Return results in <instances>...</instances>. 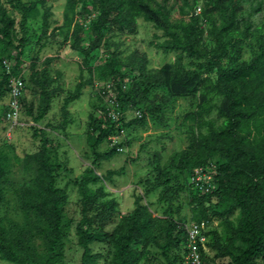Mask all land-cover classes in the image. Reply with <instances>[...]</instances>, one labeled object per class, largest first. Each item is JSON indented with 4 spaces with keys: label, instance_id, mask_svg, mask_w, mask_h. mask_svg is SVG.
<instances>
[{
    "label": "trees",
    "instance_id": "16d2710c",
    "mask_svg": "<svg viewBox=\"0 0 264 264\" xmlns=\"http://www.w3.org/2000/svg\"><path fill=\"white\" fill-rule=\"evenodd\" d=\"M7 1L22 11L19 21L23 36L19 38L13 30L18 19H11L3 0H0V63L3 65L6 58L16 61L15 69L9 74L5 71L2 77L0 98L4 95V87L9 84V75L19 73L21 58L29 43L25 25L29 18L36 16L32 12L40 3ZM198 1L67 0L64 21L66 27H73L72 49L82 53L85 58L101 46L106 29L133 31L141 17L164 31L167 40L156 47L165 54L180 52L177 59L158 69H147L139 60L136 62V72L146 79L148 87L165 89L168 98H192L205 82L202 73L185 68L183 57L204 59L208 70H217V82L212 89L223 98V102L215 106L204 101L199 114L210 113L215 108L223 122L219 128L213 122H206L208 133L201 137L192 134L188 149L180 152L179 156L183 171L187 174L200 166L217 165L215 184L223 205L220 212L214 215L226 224V246L222 254L230 258L231 264H255L257 257L264 253V23L255 26L252 17L259 16L264 21V0H205L201 13L191 16L190 13L197 9ZM246 2L250 3L248 12L243 8ZM93 14L97 15V19L91 22L90 30H86L79 21L86 22ZM175 14L182 18L176 19ZM49 15L45 14L43 38L49 30ZM200 20H204L208 30L200 27ZM254 31L259 34L257 51L251 61H239L241 45L253 36ZM203 33L209 34L215 43V47L209 51L199 46ZM230 49L235 53L234 65L223 68L222 60ZM12 50H15L16 56L11 54ZM51 62L47 60L41 70L33 65L30 75L35 93L40 95L39 105L22 102L35 123L45 119L52 109L53 100L62 91L61 88H53L57 79L50 76L48 66ZM115 64L114 60L109 63L108 76L122 77L120 72L115 71ZM97 71L100 72V69L90 70V80H81L74 92L64 99L60 129L65 130L69 123L68 106L80 99L86 86L93 85V75ZM106 77L105 74L99 76L101 80ZM117 87L120 86L115 84L114 89ZM108 91L105 88L103 93ZM106 116V126L91 117L93 130L98 132L92 145L98 161L109 160L117 155L114 149L100 155L97 147L109 136L111 138L116 132L127 128L123 119L116 123L109 116V110H106ZM145 118L144 112L138 120L143 122ZM50 159L48 140L45 139L40 152L26 156L23 162L25 170L34 176L33 183L16 191L22 223L7 215H0L1 260L12 264H64L67 238L72 226L75 228L77 244L83 250L81 264H98L102 255L93 253L92 245L95 242L111 246L110 264H139L148 257L151 246L160 249L166 257L174 246H185L187 237L184 226L172 218L165 220L155 217L151 212V203H144L145 198L163 187L169 176L167 171L160 167L153 169L154 178L144 181V192L142 196H136L133 210L108 231L107 227L117 218V202L114 198L108 201L104 199L106 194L103 186L97 190L92 186L101 184L103 180L111 181L120 173L110 170L106 176H99L93 169L85 171L78 182L81 219L75 222L66 218L68 194L56 186L59 168ZM12 169L10 158L0 150V213L7 206L5 181ZM199 204L202 205V202ZM237 212L240 215L235 222L232 217ZM202 221L209 223L207 208H202L197 216L196 222ZM209 233L210 237L214 235L216 240L219 238L214 230ZM36 240L41 242L43 252ZM207 245H210V241ZM184 255L175 256L167 264L184 263ZM203 257L207 258L206 252Z\"/></svg>",
    "mask_w": 264,
    "mask_h": 264
},
{
    "label": "rangeland",
    "instance_id": "374dc122",
    "mask_svg": "<svg viewBox=\"0 0 264 264\" xmlns=\"http://www.w3.org/2000/svg\"><path fill=\"white\" fill-rule=\"evenodd\" d=\"M22 1L31 4L38 1L40 3L32 12L36 16L29 18L25 25L29 43L21 58L19 73L15 76L9 75V84L4 87V95L0 98V150L8 155L13 165L12 173L5 181L7 206L2 208L0 215H7L19 223L23 222V216L18 209L16 191L24 186H31L34 178L32 172L25 170L23 162L26 156L40 152L44 140L47 139L50 161L59 168L56 186L66 190L68 194L65 205V215L68 220L76 222L81 219V195L78 182L87 169H93L99 176H106L110 170L120 173L111 181L103 180L101 184L92 186L94 190L103 186L106 194L104 199L108 201L114 198L117 202V218L107 227V230L111 231L122 217L133 210L136 196H142L144 192V181L150 177L154 178L153 169L160 167L167 171L169 176L163 187L145 198L144 203H151V212L155 217L165 220L172 218L184 227L197 221L202 208H207L209 217L207 230L208 232L214 230L219 238L216 240L214 235L210 237L208 233L207 241H210V245L206 252L207 258L203 257V264H231L230 258L222 254V249L226 246L225 221L214 215L220 212L223 205L222 196L217 192L218 186L213 180L212 188L205 185V182L197 185L192 181L196 169L193 174L191 173L192 175L184 172L179 156L180 152L188 149L192 134L201 137L208 133L206 122L215 123L216 128H219L223 122L215 108L210 113L199 114L200 105L204 106V101L205 104L215 106L223 102V98L212 89L217 82V70H208L204 59L183 57L185 68L202 73L205 82L192 98H168L165 89L148 87L145 84L146 79L136 72V62L139 60L147 69H158L173 63L180 54V52L165 54L156 47L167 38L164 31L158 30L153 23L141 17L138 19L137 28L133 31L106 29L101 46L85 58L82 53L72 49L73 27H66L64 21L67 0ZM3 3L11 19H18L13 30L21 38L23 31L19 19L22 17V11L7 0H3ZM204 3L205 0H199L197 9L190 13L191 16L198 15L200 13L198 8H202ZM243 8L248 12L250 3L246 2ZM47 13L50 14L47 17L49 30L43 38V25ZM175 15L176 19L182 18L178 14ZM96 19L97 15L93 14L88 21L79 22L84 24L86 30H90L91 22ZM203 21H199L200 27L208 30L209 27L204 25ZM252 21L255 26L264 23L263 18L259 16H253ZM257 33L254 31L253 36L241 45L239 61L249 62L253 59L257 51L259 37ZM199 46L209 51L215 47V43L209 34L203 33ZM11 54L17 55L15 50H12ZM234 56V51L230 49L227 57L222 60V67L233 66ZM47 60L52 61L48 66L50 76L57 79L53 88H61L62 91L53 100L52 109L45 119L35 123L23 103L39 105L40 95L35 93L30 75L33 65H36L37 70H41ZM112 60L116 63L115 71L120 72L122 77L108 76L110 73L108 65ZM85 62L88 64L86 65ZM15 66L16 61L13 58H6L3 65L0 63V82L5 71L9 74ZM97 69H100V72L97 71L93 75V85L86 86L82 90L80 99L68 106L69 123L65 130L60 129L64 99L74 92L81 80L83 82L90 80V70ZM103 74L107 77L101 80L99 76ZM12 80L24 82L17 120L9 117ZM115 84L120 86L116 90ZM105 88H110L108 95L103 94ZM112 102L115 104L116 116L127 123V128L116 132L111 138L109 136L97 147L100 155L113 149L117 155L109 160L98 161L92 150L98 132L93 130L91 117L97 118L102 126H106L105 124L108 123L106 110L108 112ZM140 112L146 114L143 122L139 121ZM17 158L20 163L17 162ZM210 174L214 179L215 171H211ZM215 192L216 195H213ZM199 202H202V205ZM239 215V212L235 213L232 219L236 222ZM182 240L183 236H181ZM36 244L43 252L41 242L36 240ZM179 246H174L167 257L160 249L151 246L148 249V257L139 264H167L181 254H185V260V256L188 255L186 243L185 246L183 244L180 248ZM92 251L102 255L98 264H110L112 248L109 244L95 242ZM82 252L77 244L75 228L72 226L67 238L64 264H81ZM254 262L264 264V253ZM0 264L12 263L0 259Z\"/></svg>",
    "mask_w": 264,
    "mask_h": 264
},
{
    "label": "built area",
    "instance_id": "2783aa9c",
    "mask_svg": "<svg viewBox=\"0 0 264 264\" xmlns=\"http://www.w3.org/2000/svg\"><path fill=\"white\" fill-rule=\"evenodd\" d=\"M201 12V8H198ZM200 14V13H199ZM24 88L23 80H12L10 82V89L12 95L11 112L9 114L10 118H14L17 120L18 115L20 114V97L22 89ZM110 90V88H108ZM109 92V91H108ZM108 92H104L103 94L108 95ZM115 104L112 102L109 108V116H111L116 123H119L118 117L115 114ZM215 171L217 175V165L211 164L210 166H200L196 169L193 174V180L197 185H200L202 182L205 185H209L212 188V180L215 181V178L212 179L211 171ZM198 179V180H197ZM204 187V185H201ZM209 190V189H208ZM207 221L202 222H192L188 226L184 227L186 231V249L188 255L185 256L184 263L185 264H203V254L208 250V230H207Z\"/></svg>",
    "mask_w": 264,
    "mask_h": 264
},
{
    "label": "clouds",
    "instance_id": "9594fccd",
    "mask_svg": "<svg viewBox=\"0 0 264 264\" xmlns=\"http://www.w3.org/2000/svg\"><path fill=\"white\" fill-rule=\"evenodd\" d=\"M201 13V12H200Z\"/></svg>",
    "mask_w": 264,
    "mask_h": 264
}]
</instances>
